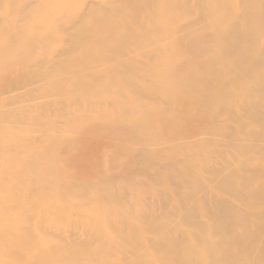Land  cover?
<instances>
[{
  "label": "rangeland",
  "instance_id": "1",
  "mask_svg": "<svg viewBox=\"0 0 264 264\" xmlns=\"http://www.w3.org/2000/svg\"><path fill=\"white\" fill-rule=\"evenodd\" d=\"M210 15L207 40L188 35L199 30L197 18ZM102 27L117 32L94 37ZM210 39L202 60L182 62L191 46H207ZM101 45L116 59H96L85 50ZM0 51V186L6 189L0 230L11 220L36 238V245L15 243L22 246L23 264H35L44 247L97 250L99 244L89 242L96 235L110 238L120 256L113 264H124L133 254L118 246L117 231L104 219L112 212L129 215L120 202L138 217L147 209L159 223L193 216L167 236L150 232L149 219H138L134 234L149 250L138 264H158L161 257L179 264L172 255H155L152 245L182 241L180 249L196 251L201 264L212 258L207 247L222 244L234 253H255L237 259L215 254V264H264V0H0ZM42 61L92 71L71 72L77 87L66 86L62 94L54 84L67 77L66 69L55 76ZM179 67L217 75L205 88L176 75ZM38 75L42 82L35 81ZM158 77L169 83L162 86ZM92 86L101 91L97 99L90 96ZM80 95L86 104L72 106ZM7 108L12 114L4 116ZM101 109L104 121L70 123ZM145 110L160 114L145 117ZM53 143L51 161L33 159ZM246 189L252 193L244 200ZM189 200L195 212L188 211ZM227 209L248 215L246 225ZM88 225L99 231L88 232ZM245 230L252 237H243ZM7 248L0 250V264L14 263ZM55 258L49 251L44 262L92 264L85 257Z\"/></svg>",
  "mask_w": 264,
  "mask_h": 264
},
{
  "label": "bare ground",
  "instance_id": "2",
  "mask_svg": "<svg viewBox=\"0 0 264 264\" xmlns=\"http://www.w3.org/2000/svg\"><path fill=\"white\" fill-rule=\"evenodd\" d=\"M105 1H109V0H105ZM98 8L100 9V11H102L105 14L114 16V12H110L108 10V8L105 5H101L98 6ZM198 22H200V24L198 25V29L197 31H188V35H191L194 39L197 38H202L204 40H207L208 36L206 34V28H208L209 26L212 25V22L210 21L211 19V15L208 17H203L202 18H197ZM213 29L215 30L216 28L213 27ZM125 31V30H124ZM120 32L122 34L126 33V32ZM114 32H117L116 30H112L110 29L107 30L105 28L102 27V29H100L99 32H97V34H95L94 37L99 36L100 34L103 33H109L110 36L113 35ZM217 32L220 33V31L217 29ZM97 40V39H96ZM205 44H207V46H191L189 48V51L187 52V54L183 57H181L182 62H187V63H191V64H195L198 63L200 60H202V57L205 54V51H207L209 48L212 47L213 43L211 41V39L207 42H205ZM88 54L90 56L95 57L96 59L100 58L103 61L105 60H110L111 58L116 59L114 56H112V51L107 47V46H103L101 45L100 47H92V46H87L86 49ZM258 50V43H254L251 47V52L252 54ZM1 52V51H0ZM41 68L43 70H49V73H51L52 75L57 76L58 72L60 71H64L63 69H66L67 71V77L65 76V74H62L59 76V82L60 85H58L56 82L54 84V87L62 94L65 93V87L66 86H71L72 88H76L77 84L73 81H71L72 79L70 78L71 76V72H74L76 70H81L82 72H91L92 68L88 67V65H83L81 67L78 68H72V67H65L63 68L60 62H55V63H49L47 61H42V65ZM181 68V69H180ZM131 72H133L132 69H130ZM176 75H178L181 78L184 79H195L198 80L200 84H202L205 88H210L212 86V79L217 75V73H213V71L211 69L208 70L207 75L206 74H197L195 71H190V72H186L182 67L176 68L175 70ZM42 76L38 75L36 76L34 79L35 81L38 82H42L41 80ZM157 80L159 81V84H161L162 86H165L169 83L167 78H157ZM220 85L216 88H219ZM101 93L100 89L97 86H92L91 90H90V96H92V98H98L99 94ZM77 98L74 99V101L72 102V106L73 105H81L82 103L86 102L84 101L83 95L80 96H76ZM216 97H221L220 94H218V96ZM96 98V99H97ZM82 100V101H81ZM87 100V99H85ZM88 106V105H87ZM89 109L90 107H98L91 104V106H88ZM117 109H119V106H116ZM103 110L105 111V109H101V112H99L100 114L98 116H85V114H80V115H76L72 120H70V123L73 125L74 128H77L78 126L81 127L85 121H89V118L92 119V121L94 120H102L104 118V114H103ZM148 113V114H147ZM4 116H8L11 115L12 112L7 109H5V111H3ZM160 113L159 111H152V110H145L144 116L145 117H151V116H158ZM108 116V115H107ZM122 116L126 119H131V117L127 114V112H123ZM19 120V119H18ZM131 121V120H129ZM133 122V121H132ZM138 123V122H137ZM71 125V126H72ZM57 147V143H53L52 145L47 146L46 148V153H44L42 156H39L38 154H35V156H33V159H35V161H51L52 157L54 155V149ZM37 155V156H36ZM144 159H147L146 157L148 155H146L145 152H143L142 154ZM8 187V186H7ZM10 187V186H9ZM77 186H71L72 189H74ZM227 189L229 191H235L237 190L236 186L234 184H227L226 185ZM70 188V187H69ZM78 188V187H77ZM6 189L3 188L2 186H0V199L2 198V194ZM79 190V189H78ZM81 194H85L86 190L84 189H80ZM70 191V190H69ZM72 193V192H71ZM242 194V198L245 200L247 199V197L252 193L251 189H246L244 191L241 192ZM12 195V194H11ZM10 199L13 200H17V197L15 195H12L10 197ZM122 203V204H121ZM189 206H191L188 211H192L195 212L197 210V204L195 202H193L192 200L188 201ZM119 206H126L128 208V210H130L129 215H125V214H118V213H114L112 212L111 214H105L104 219H106L107 223L109 224V226L117 231L114 240L117 242V244H119L118 246H120L122 249L125 250V252L128 253H132L133 257H129V258H123L124 264H138V260H141L145 255L148 254L149 250L146 248L148 247L147 242L139 235L134 234L136 228L138 227V223L137 220L140 219L141 217H145L147 219H149L150 221V225H149V231L152 233H156L157 235H163V236H167L170 234H173L176 231V227L178 228L179 226V221L181 220L182 222L186 223V224H191L192 223V219L193 216L192 214L187 216L185 215L184 217H179L178 221L176 218H172L170 220H167L164 223H159L158 222V218L155 216H150L147 212V209H144V213L138 217V215H135L132 213V209L131 207L127 206V203L125 202H120ZM118 206V207H119ZM4 210L0 209V215L3 213ZM226 211H228L230 214L233 215H237V218L235 220L236 223L239 222H243V225H246L247 222V216L241 213H236L233 210L227 209ZM111 215L115 216V218H111ZM6 225V229H4L3 231L0 230V250L4 249V246H7L8 248L6 249L9 254L14 258V263L13 264H23L22 262H24V254L22 252V246L18 247V245H22V240H24V242H26L28 245H36V238L30 234V230L29 229H25L23 231L18 230V228L16 229L15 223L11 220L4 222ZM124 226H127V232L124 233L123 232V228ZM94 229V230H92ZM92 230V231H91ZM208 232H220L222 231L221 229H217V228H208L206 229V233ZM95 230V228H92L91 225H88V232H93V233H97ZM261 231L264 234V227L261 229ZM93 235V234H91ZM243 237L245 238H249L252 237L251 235L249 236V233L247 230H245L243 232ZM200 240L203 241V237H199ZM20 241V242H18ZM89 242L91 244L93 243H98L100 248L97 250H87V248L85 246L81 247L78 246L75 250L73 248H69L68 251H66L64 247H59V248H52V249H45L41 252L40 255H36L35 256V264H46L44 262V258L47 255V253L49 251L53 252L54 255H56V260L60 261L61 263H65L68 259H75V258H81L85 257L87 258V261L89 263L92 264H113L115 261L118 262V260H120V256L117 252L113 251L112 252V248L114 249V246H111V241L110 238H108L105 235H96L93 236ZM88 242V243H89ZM17 243V244H15ZM181 246H186V241H182L180 244H173V243H156V245H152V249L153 252L155 253V255H172L174 260H176L179 264H201V262L196 258V251H193L191 254L186 255L181 249ZM86 249V250H84ZM46 250V252H45ZM107 251V252H106ZM107 254H106V253ZM63 253V254H61ZM206 253L208 254V256L212 257L210 259V261L207 264H215V262L217 260H213L215 254H218L221 258H227V259H237L243 256L250 257L254 255L255 252H253L252 250H245V249H239L238 251H236V253L232 252L231 250H229L228 245L226 244H222L219 246H215V245H211L209 247H207L206 249ZM107 255L106 257H104L105 255ZM55 260V261H56ZM56 261V262H57ZM158 264H171L170 260H166L163 257L159 258L158 261H155V263ZM58 263V262H57Z\"/></svg>",
  "mask_w": 264,
  "mask_h": 264
}]
</instances>
